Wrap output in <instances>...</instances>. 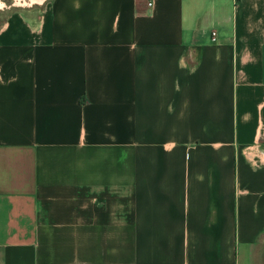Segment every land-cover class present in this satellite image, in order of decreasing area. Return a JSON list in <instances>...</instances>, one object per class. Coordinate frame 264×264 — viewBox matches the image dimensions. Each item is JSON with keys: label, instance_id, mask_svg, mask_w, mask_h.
Segmentation results:
<instances>
[{"label": "crops", "instance_id": "1", "mask_svg": "<svg viewBox=\"0 0 264 264\" xmlns=\"http://www.w3.org/2000/svg\"><path fill=\"white\" fill-rule=\"evenodd\" d=\"M0 0V264H264V0Z\"/></svg>", "mask_w": 264, "mask_h": 264}, {"label": "built area", "instance_id": "2", "mask_svg": "<svg viewBox=\"0 0 264 264\" xmlns=\"http://www.w3.org/2000/svg\"><path fill=\"white\" fill-rule=\"evenodd\" d=\"M32 1H33V0H30V3H31ZM24 3H28V2L25 1ZM153 3H154L153 0H150V1H149V4H150V5H153Z\"/></svg>", "mask_w": 264, "mask_h": 264}, {"label": "rangeland", "instance_id": "3", "mask_svg": "<svg viewBox=\"0 0 264 264\" xmlns=\"http://www.w3.org/2000/svg\"><path fill=\"white\" fill-rule=\"evenodd\" d=\"M11 1H12V0H11ZM18 1H19L20 3H24L25 1L28 2V3L30 2V0H18ZM28 3H27V4H28ZM24 4H26V3H24Z\"/></svg>", "mask_w": 264, "mask_h": 264}]
</instances>
